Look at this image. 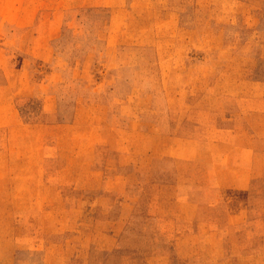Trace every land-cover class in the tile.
Masks as SVG:
<instances>
[{"label":"rangeland","instance_id":"374dc122","mask_svg":"<svg viewBox=\"0 0 264 264\" xmlns=\"http://www.w3.org/2000/svg\"><path fill=\"white\" fill-rule=\"evenodd\" d=\"M0 264H264V0H0Z\"/></svg>","mask_w":264,"mask_h":264}]
</instances>
